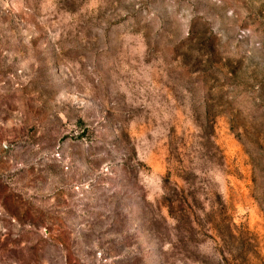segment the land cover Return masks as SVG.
I'll use <instances>...</instances> for the list:
<instances>
[{
	"label": "rangeland",
	"instance_id": "rangeland-1",
	"mask_svg": "<svg viewBox=\"0 0 264 264\" xmlns=\"http://www.w3.org/2000/svg\"><path fill=\"white\" fill-rule=\"evenodd\" d=\"M0 264H264V0H0Z\"/></svg>",
	"mask_w": 264,
	"mask_h": 264
}]
</instances>
